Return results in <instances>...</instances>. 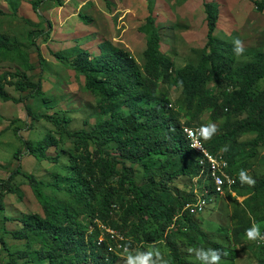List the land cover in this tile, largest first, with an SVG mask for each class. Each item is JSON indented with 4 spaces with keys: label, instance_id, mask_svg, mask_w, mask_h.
<instances>
[{
    "label": "trees",
    "instance_id": "1",
    "mask_svg": "<svg viewBox=\"0 0 264 264\" xmlns=\"http://www.w3.org/2000/svg\"><path fill=\"white\" fill-rule=\"evenodd\" d=\"M250 1L264 11V0ZM39 7L40 2L36 1L34 8L37 12ZM204 9L208 42L202 57L197 65L187 64L177 70L175 76L174 63L161 49V33L152 12L139 27L149 36L142 68L128 50L110 41L101 44L98 54L92 55L88 50L80 49L73 60L57 52V56L68 60L85 76L86 86L100 95L102 113L106 117L95 124L93 131L70 130V118L61 115V110L54 113L29 111L33 119L52 122L58 133L53 135L49 132L37 142L26 141L27 153L40 160H49L48 151L60 146L64 148L69 140L73 147L69 149L71 171H67L66 179L72 183L68 189L47 184L24 172L19 165L0 185V194L14 193L10 181L22 175L34 189L44 213L43 216L31 214L23 217L20 220L22 228L12 232L14 239L26 241V251L13 253L0 238L1 248L8 254L6 264H19V260H25L23 264H110L111 258H117L109 248L113 247L116 252L117 243L106 230L114 231L122 238L125 235L126 239L134 237L141 243L154 244L165 240L173 256V264H199L184 257L178 244L167 239L172 226L178 225V231L185 228L182 221L190 225L185 236L192 244L196 245L203 238L214 249L227 253L224 244L211 239L198 227L192 220L195 216L183 212L184 207L194 201V196L184 197L179 191L174 193L172 184L175 179L194 176L195 172L200 176L201 168L196 166L200 155L190 148L178 111L172 109L164 97L159 99V85L161 82L182 88L189 100L188 110L195 108L201 114L211 109L212 122L226 116L224 131L217 135L215 132L216 136L208 146L212 152L222 151L231 141L254 133L255 140L246 146L251 147L252 154L256 155L257 148L264 146V90L258 91V85L264 79V52L255 53L251 61L235 67L232 52L215 35L220 18L219 5L204 0ZM82 17L90 21L88 16L82 14ZM15 47L17 45L11 46L6 36L0 33V53L6 55L7 50ZM27 66L34 68V64L29 62ZM230 75L235 77L234 81L227 77ZM12 76L19 77L17 82H10L6 76L0 77L2 100H13L6 91V87L12 84L22 96L18 102L22 103L29 97H41L45 103H50V98L43 96L41 79L35 81L33 76L19 70ZM209 82L223 88L221 95L209 90ZM231 114H247V117L232 127ZM127 115L135 119L133 129L125 124ZM111 143L116 145L114 149L108 148ZM20 153H15L18 161ZM154 156L181 163L183 167L161 176L147 161ZM229 161L232 164L233 159ZM134 165L143 166L148 178L144 185H137ZM45 187L66 193L70 201H57L45 193ZM235 191L240 197L254 193L250 198L255 205H249L252 214L249 215V207H245L233 215L236 222L234 239L241 244L242 236L253 223L264 222V211L261 210L264 206V177L253 186H244L238 176ZM117 209L121 210L120 225L114 220ZM151 223L156 225L155 229L147 230ZM125 241L121 242L122 246ZM261 246L258 263L264 264V243ZM228 258V254L222 256V259Z\"/></svg>",
    "mask_w": 264,
    "mask_h": 264
},
{
    "label": "rangeland",
    "instance_id": "2",
    "mask_svg": "<svg viewBox=\"0 0 264 264\" xmlns=\"http://www.w3.org/2000/svg\"><path fill=\"white\" fill-rule=\"evenodd\" d=\"M40 2L39 12L34 3ZM219 5L220 18L215 32L220 42L232 52L235 67L253 59L255 53L264 52V11L256 8L250 0H207ZM152 12L156 18L161 33V49L174 63L173 76L176 71L187 64L197 65L208 42L206 13L204 0H0V33L12 45L17 47L7 50L0 56V77H9L12 83L19 77H13L18 70L27 72L35 81L41 79L43 96L50 98L45 103L41 97H29L22 103L17 100L21 96L17 88L9 84L6 87L12 95V101L6 102L0 98V185L7 180L17 166L38 180L47 184L61 185L68 189L71 183L66 179L70 168L69 149L73 143L66 141L64 148H51L48 151L49 160H40L27 153L25 142H37L49 132L58 133V128L48 120L33 119L32 112L54 113L61 110V115L70 118V130L86 129L93 131L95 124L106 117L102 113L100 95L92 92L86 86L85 76L76 70L65 58L57 56V52L69 59H75L80 49L88 50L92 55L100 53V46L110 41L116 46L128 50L142 68L145 63L144 50L147 47L148 34L141 32L139 27L145 23L146 17ZM41 15H40V14ZM82 14L88 16L85 20ZM43 32V33H42ZM239 38L244 45V52L237 56L233 50V41ZM34 64L29 69L27 63ZM235 80L234 76H227ZM219 87V86H218ZM216 87L214 82L208 83L210 91L221 95L223 88ZM222 89V90H221ZM264 90V79L258 85V91ZM22 97V96H21ZM159 99L163 97L172 109L178 111L182 125L215 124L216 135L224 131L226 116L217 122L210 120L211 109L199 114L196 109L188 110L189 100L183 94L182 88L173 84L159 85ZM50 106V108L48 107ZM127 112V108H123ZM247 117L231 114L230 125L236 127ZM125 124L133 129L135 119L127 115ZM216 135L205 140L209 146ZM256 134H246L227 145V151H221L229 159L237 177L244 170L255 183L264 177V146L257 148L256 155L252 148L246 146L255 140ZM108 148L114 149L111 143ZM19 154L20 161L15 158ZM220 152V151H216ZM147 161L153 165L161 176L177 171L183 164L168 160L165 157H151ZM135 181L141 186L148 182L142 165H134ZM207 178L198 176H181L175 179L172 187L174 193L179 191L184 197L197 196L206 185ZM254 183V185H255ZM14 193L0 194V238L5 240L11 252L26 251V241L14 239L12 232L22 228L20 220L33 214L44 215L41 203L34 189L22 175L10 181ZM244 186H253L243 183ZM47 195L57 201L67 202L69 196L53 188H44ZM237 192V193H236ZM228 190L223 196H216L213 207L202 215L192 217L198 227L211 239L225 245L228 259H221L220 264H259L261 253L260 241H249L244 234L241 244L234 239L233 230L236 222L233 220L235 211L254 206V193L239 197L238 191ZM264 201V200H263ZM264 211V206L261 207ZM252 214L249 207L248 210ZM121 210L117 209L114 220L120 225ZM185 228L178 231L179 226H172L167 239L178 244L181 253L190 261L201 264L194 253L188 250L196 248H213L203 238L194 245L185 236L190 225L181 222ZM264 234V222L255 223ZM156 225L148 224L146 229H155ZM134 232V227L132 228ZM128 228L126 229V232ZM125 235V233H124ZM133 236V235H132ZM123 249L116 250L117 259L110 264H139V258L147 257L148 264H173V256L166 241L154 244L141 243L134 237L126 239ZM0 264H6L8 254L1 248ZM23 264L25 260H19Z\"/></svg>",
    "mask_w": 264,
    "mask_h": 264
},
{
    "label": "built area",
    "instance_id": "3",
    "mask_svg": "<svg viewBox=\"0 0 264 264\" xmlns=\"http://www.w3.org/2000/svg\"><path fill=\"white\" fill-rule=\"evenodd\" d=\"M200 128L187 125L182 128L190 148L200 155L196 164L197 167L201 168L200 176H204L208 180L202 192L197 193L194 201L188 203L183 209V212H188L192 216L206 213L209 208L213 207L216 196H223L228 190L233 193L234 187L237 185L235 170L229 159L223 152H212L208 148L205 139L200 136ZM194 144H199L200 147H193ZM106 233L117 243V250H125L121 244L124 240L120 235L111 230H106ZM262 243L264 242H259V244ZM109 252L115 253V249L110 247Z\"/></svg>",
    "mask_w": 264,
    "mask_h": 264
},
{
    "label": "clouds",
    "instance_id": "4",
    "mask_svg": "<svg viewBox=\"0 0 264 264\" xmlns=\"http://www.w3.org/2000/svg\"><path fill=\"white\" fill-rule=\"evenodd\" d=\"M233 45H234L233 50L235 54L237 56L242 55L244 52L243 42L239 38H236L233 41ZM199 131H200V136L203 139L207 140V139H210L212 135L215 134V132L217 131V128L215 124H207V125H202ZM193 147H200V145L194 144ZM222 151H227V148L226 147L223 148ZM236 178H237V175H236ZM240 180H241V183H247L249 185H254L255 183V181L244 170H241L240 172ZM233 192H236L235 187H234ZM249 215H251L250 212H249ZM246 237L249 241L264 242V234L261 233L259 226L256 225L255 223H253V226L251 228L246 230ZM188 251L190 253H194L196 258L201 262V264H220L222 256L227 255V253L223 252L221 249H214V248H207V249L205 248L191 249L190 248ZM139 264H148L147 257L139 258ZM164 264H168V262L165 261Z\"/></svg>",
    "mask_w": 264,
    "mask_h": 264
},
{
    "label": "crops",
    "instance_id": "5",
    "mask_svg": "<svg viewBox=\"0 0 264 264\" xmlns=\"http://www.w3.org/2000/svg\"><path fill=\"white\" fill-rule=\"evenodd\" d=\"M0 120H2V118L0 117Z\"/></svg>",
    "mask_w": 264,
    "mask_h": 264
}]
</instances>
